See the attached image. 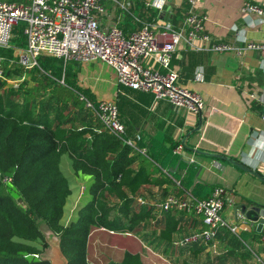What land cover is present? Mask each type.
Returning a JSON list of instances; mask_svg holds the SVG:
<instances>
[{"label":"trees","instance_id":"obj_1","mask_svg":"<svg viewBox=\"0 0 264 264\" xmlns=\"http://www.w3.org/2000/svg\"><path fill=\"white\" fill-rule=\"evenodd\" d=\"M185 9L183 2L173 15L165 11V17L174 21L173 28L181 25ZM129 11L124 15L125 31L140 24L132 15L147 21L158 16L144 0H133ZM20 26L13 29L12 48L24 44ZM0 52L11 55V48H0ZM36 62L26 70L28 77L16 85L4 86L0 80V264H50L40 255L45 243L37 220L59 239L66 264H100L86 257L88 236L98 228L111 230L115 240L125 235L144 242L173 264H232L237 257H253L257 250L248 247L242 234L225 226H217L214 232L221 244L217 254L207 253L202 240L179 242L184 235L205 227L200 216L158 206L168 193L201 198L189 190L194 168L185 166L173 152L180 140L167 138L164 145L155 138L146 141L139 134L136 148L126 144L85 104L93 105L96 100L78 83V62L63 63L46 55ZM18 70L22 68L13 63L12 70L4 72L15 76ZM120 115L118 108L126 134L133 135L134 130ZM66 153L73 173L87 176V195L63 222L71 192L69 178L59 165L60 156ZM176 164V170L169 172ZM139 196L148 200L139 201ZM103 264L143 262L136 249L124 248L119 260L106 258Z\"/></svg>","mask_w":264,"mask_h":264},{"label":"crops","instance_id":"obj_2","mask_svg":"<svg viewBox=\"0 0 264 264\" xmlns=\"http://www.w3.org/2000/svg\"><path fill=\"white\" fill-rule=\"evenodd\" d=\"M247 1L264 2L197 0V10L207 16L204 22L205 31L228 42L264 41V22L246 25L243 21L239 6ZM183 2L164 0V7L157 11L158 16L152 23L160 25L162 22H168L173 25L174 21L166 18L164 13L169 11L173 15ZM107 6L111 8L109 4ZM249 16L253 20L257 17L253 12H250ZM193 42L199 48L186 47L179 43L170 65L179 72L181 84L197 90L201 95L203 109L200 115L185 110L174 111L167 102H153L150 94L140 90L120 85L119 91L114 71L103 62H80L78 83L90 90L95 100L113 98L117 104L118 101L120 105L127 104L128 110L122 105L119 107L120 116L134 130L132 134H140L146 141L159 139L164 145H167V138L178 139L185 144L178 154L185 166L194 168L189 190H192L195 196L202 197L208 195L216 185L223 187L225 192L221 216L228 224L236 225L235 233L245 237L249 248L257 250L253 252V257L246 260L237 257L232 264H256V257L264 261V243L260 240V235L264 232V222L257 231L256 220L247 219L238 212L235 217L232 208L235 202L248 206L252 202L264 205V121L260 117L264 102V59L253 49L238 56L231 51L207 50L205 46L208 42L202 39L197 38ZM120 96L122 97L119 99ZM208 153H220L228 158L240 160L255 170L260 177ZM172 168H175V171L177 164ZM79 177L80 175H76L73 183L83 185ZM77 197L78 194L72 196L71 192L67 195L61 221L66 222L73 214ZM144 199L147 198L144 196ZM253 231L258 233L252 236ZM109 232L101 228L91 231L86 249L89 261L97 260L103 264L106 257L119 260L124 248L136 249L140 254L143 248H150L144 242H138L128 236H124L122 244L110 243L106 240L107 233L112 236ZM215 242L213 248H204L207 253L217 254L221 250V244L218 245L217 240ZM103 245L107 246L104 253L106 257L99 256ZM114 248L117 250L116 256L109 253L114 251ZM40 255L44 256L43 251ZM167 259L173 264L169 257ZM161 263L164 264L163 261Z\"/></svg>","mask_w":264,"mask_h":264},{"label":"built area","instance_id":"obj_3","mask_svg":"<svg viewBox=\"0 0 264 264\" xmlns=\"http://www.w3.org/2000/svg\"><path fill=\"white\" fill-rule=\"evenodd\" d=\"M183 1L186 9L179 27L173 28L168 22L156 25L132 15L133 21L140 24L125 31L122 22L124 15L130 13L132 0H0V48H11V55L0 52V80L4 86L16 85L28 77L26 70L36 65L39 56L55 57L63 63L95 60L105 63L114 71L118 87L142 90L151 94L153 102L163 100L174 111L185 110L200 115L203 109L201 95L197 90L181 84L179 72L170 65L179 43L199 48L193 42L198 38L208 42L205 49L210 51H231L240 56L253 49L264 59V41L234 43L217 39L205 31L207 16L197 10V0ZM107 4L111 6L110 9ZM144 4L160 11L164 7V0H144ZM239 10L246 25L264 22V2H243ZM250 12L257 15L254 20L249 16ZM17 25H21L24 44L12 48L10 40ZM13 63L23 69L22 75L5 74V69L12 70ZM85 104L94 109L108 131L122 136L126 144L137 147L135 141L139 135L126 134V126L119 120L116 100L109 98L96 100L93 105L89 101ZM260 117L264 121V102ZM182 147L183 143L178 141L173 152L179 153ZM140 150L144 151V148ZM83 189L84 186L80 185L78 194ZM224 192L223 187L216 185L207 196L201 198L168 193L158 201V206L200 216L205 227L184 235L179 242L202 240L206 247L213 248L217 226H225L232 233L236 232V225L228 224L220 214ZM137 200L145 201L140 196ZM260 240L264 243V232ZM256 261V264H264L259 257H256Z\"/></svg>","mask_w":264,"mask_h":264},{"label":"rangeland","instance_id":"obj_4","mask_svg":"<svg viewBox=\"0 0 264 264\" xmlns=\"http://www.w3.org/2000/svg\"><path fill=\"white\" fill-rule=\"evenodd\" d=\"M133 2V0H132ZM172 27V25H171ZM18 73V75H15V76H19V75H22L24 73L23 69L22 71H16ZM25 76H27V74H25ZM121 87H119V91H120ZM122 105V104H121ZM119 101H118V108L121 107ZM122 106H124V108H127V104H123ZM121 114V112H120ZM59 165H60V168L63 172V174L68 178H69V183H70V187H71V194L72 196H75L76 194H78V191H79V187H80V183H73L75 182L74 181V178H76V175L73 173V170L71 168V166L69 165V156L68 154H62L60 156V160H59ZM79 180H81L80 182H82L83 186H84V189L82 190V192L80 194H78V197L76 198L75 200V203H80L81 201H83L85 198H86V195H87V191L85 189L86 187V182H87V176H83V175H80L79 177ZM75 184V185H74ZM220 214H222V210L220 211ZM37 225L38 227L40 228L41 231H43V234L46 235V234H50V232L47 229L46 227V224L41 220V222L39 220H37ZM125 236V235H124ZM124 236H119L117 240H115L114 238H112V236H110L108 233L106 234V240L109 241L110 243L112 242H116L117 245L118 244H122L123 243V240H124ZM132 238V237H131ZM134 240V238H132ZM44 243H45V247L43 248V254H44V257H47L50 253V247H51V242H46L45 240H43ZM120 246V245H119ZM103 248L101 250V252L99 253V256H102V257H106L104 255V253H106V247L105 245L102 246ZM105 248V249H104ZM114 251H109V253L113 254L114 256H116L117 254V250L114 248L113 249ZM141 258H142V262L144 264H156L157 262H164V264H170L167 257L165 258V256L163 255H160L156 252H154V250L150 249V248H143L142 251H141ZM107 258V257H106ZM104 258V259H106Z\"/></svg>","mask_w":264,"mask_h":264},{"label":"water","instance_id":"obj_5","mask_svg":"<svg viewBox=\"0 0 264 264\" xmlns=\"http://www.w3.org/2000/svg\"><path fill=\"white\" fill-rule=\"evenodd\" d=\"M200 120V119H199ZM211 154V153H208ZM211 155H216L217 157H221L225 159L226 161L230 162L231 164H234L238 166L239 168L246 170L249 173H253L256 176H259V174L253 170L250 169L248 166L243 164L240 160L228 158L220 153H214ZM175 168H169V172H173ZM260 177V176H259ZM233 216H236V213L242 214L247 219L250 220H256V230L259 231L261 229V226L264 222V205L252 202L249 206L245 203L241 202H235L233 205ZM43 240L46 242H51V247L49 251V255L45 258H47L50 262V264H66V258L62 255L59 247V239L55 237L54 233L50 231V234H43Z\"/></svg>","mask_w":264,"mask_h":264}]
</instances>
